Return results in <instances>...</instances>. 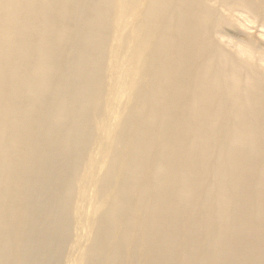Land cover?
I'll list each match as a JSON object with an SVG mask.
<instances>
[{"label":"bare ground","instance_id":"1","mask_svg":"<svg viewBox=\"0 0 264 264\" xmlns=\"http://www.w3.org/2000/svg\"><path fill=\"white\" fill-rule=\"evenodd\" d=\"M0 264H264V0H0Z\"/></svg>","mask_w":264,"mask_h":264},{"label":"rangeland","instance_id":"2","mask_svg":"<svg viewBox=\"0 0 264 264\" xmlns=\"http://www.w3.org/2000/svg\"><path fill=\"white\" fill-rule=\"evenodd\" d=\"M250 27H252V26H250ZM252 29V30H251ZM246 32H247V35H249V36H251V37H253V38H255L256 40H259V39H261V37H260V33L259 32H257L255 29H253V28H250V30H246ZM250 32V33H249Z\"/></svg>","mask_w":264,"mask_h":264}]
</instances>
